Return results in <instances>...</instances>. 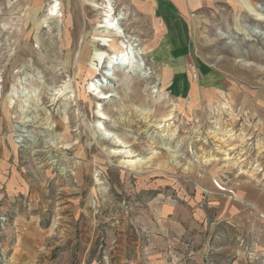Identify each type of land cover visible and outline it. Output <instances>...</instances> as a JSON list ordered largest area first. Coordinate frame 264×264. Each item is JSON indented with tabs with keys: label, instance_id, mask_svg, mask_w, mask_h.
<instances>
[{
	"label": "rangeland",
	"instance_id": "1",
	"mask_svg": "<svg viewBox=\"0 0 264 264\" xmlns=\"http://www.w3.org/2000/svg\"><path fill=\"white\" fill-rule=\"evenodd\" d=\"M241 3L264 8L213 0L189 17L197 63L229 71L235 87L195 108L166 79L156 28L125 0L112 2L116 27L146 53L113 71L102 0H0V142L22 184L0 199V264H152L145 247L166 238L167 205L178 221H195L192 238L204 235L200 220L248 215L222 236L238 248L248 236L259 250L264 22L247 11L236 22ZM205 178L223 190L248 181V200L203 193Z\"/></svg>",
	"mask_w": 264,
	"mask_h": 264
},
{
	"label": "crops",
	"instance_id": "2",
	"mask_svg": "<svg viewBox=\"0 0 264 264\" xmlns=\"http://www.w3.org/2000/svg\"><path fill=\"white\" fill-rule=\"evenodd\" d=\"M134 10L145 19L152 22L156 28L154 34L159 36L157 50L162 53V62L165 67L166 79L171 77L175 82L182 84L180 88L185 92L186 98L192 107H198L202 103H211L215 99L234 94V80L232 74L224 69L212 68L206 64H198L194 55V48L190 33L189 17L197 12L203 5L213 0H125ZM185 84V86H184ZM182 91V90H181ZM6 149L0 142V199L6 195H15L22 191V184L8 163ZM217 178L218 176L212 175ZM248 181H242L239 186L218 190L211 186L205 178V187L202 190L207 194L212 190L219 193H232L234 201H237L236 193L243 194V200H248ZM243 185V186H242ZM242 186L245 190L238 189ZM250 191V190H249ZM245 195V196H244ZM241 203V202H240ZM240 211H248V203L242 202ZM167 216H172L165 221L164 233L166 238H148L145 247L147 254L154 258L152 264H256L264 258V233L257 242L258 251L253 253L250 238L245 237V248H238L237 238L224 237L223 227L243 225L253 220L248 215H235L231 219L214 218L198 221L203 224L204 235L198 238L188 236L187 230L194 220L178 221L175 218V207L165 206ZM231 214V213H230ZM246 214V213H245ZM264 225V220H261ZM153 232H158L156 225ZM163 226H161L162 229ZM187 229V230H186ZM263 230V229H262ZM235 239V240H234ZM233 243L229 246L227 244ZM252 246V243L250 244ZM165 250L166 254H158ZM252 250V251H251ZM20 257H18L19 259ZM165 258V259H164Z\"/></svg>",
	"mask_w": 264,
	"mask_h": 264
},
{
	"label": "bare ground",
	"instance_id": "3",
	"mask_svg": "<svg viewBox=\"0 0 264 264\" xmlns=\"http://www.w3.org/2000/svg\"><path fill=\"white\" fill-rule=\"evenodd\" d=\"M114 0H102L103 2V10H104V19L102 22H100L101 24H103V31L101 33H111L114 34V38L115 40H113V42H108L106 45V48L110 47L109 49L114 51V53H112L111 51L106 50V52H108L109 54V58H107L108 62L106 64V69L107 71H113L116 67H120V66H125V67H129L132 65V63H134V60L137 59V56H144L146 53V50L142 47H140L139 50H135L134 48L138 47V44L134 45L133 43H130L131 41H128L126 38V36L124 35L123 32H120L117 27H116V18H113L112 14H113V10H112V2ZM240 9L236 12L237 16H236V22L237 19L243 15V13L245 11L248 12V14L254 18L255 21L257 22H264V8L263 9H258V12H249L248 8L241 3L240 5ZM55 16L58 18L60 17L59 12H57L56 8H55ZM113 38V37H111ZM122 40V43L125 44V46L127 45V47H129V49L132 51V53L127 52V47L125 48L121 43H119L118 41ZM99 45V44H98ZM135 50V51H134ZM123 57H126V62L123 63ZM118 72V71H117ZM91 75L94 76V78H96V73L94 71L90 72ZM108 76V75H107ZM109 77V76H108ZM97 82V81H95ZM92 86L96 87V85L94 84V81L92 82ZM100 88L102 87L101 85L99 86ZM111 98V95H103L101 93H99L98 95V99L100 100H105L107 98Z\"/></svg>",
	"mask_w": 264,
	"mask_h": 264
},
{
	"label": "built area",
	"instance_id": "4",
	"mask_svg": "<svg viewBox=\"0 0 264 264\" xmlns=\"http://www.w3.org/2000/svg\"><path fill=\"white\" fill-rule=\"evenodd\" d=\"M213 183H214L215 187H216L218 190H223L222 188L219 187V185H218L216 182H213ZM0 220L3 221L2 219H0ZM3 261H4V263H6V262H5V259H4ZM256 264H264V258L261 259V260H259Z\"/></svg>",
	"mask_w": 264,
	"mask_h": 264
}]
</instances>
